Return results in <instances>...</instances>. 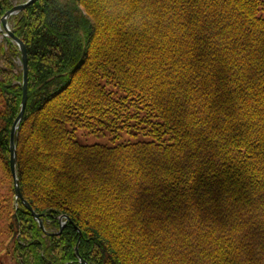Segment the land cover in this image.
Wrapping results in <instances>:
<instances>
[{
	"label": "trees",
	"instance_id": "1",
	"mask_svg": "<svg viewBox=\"0 0 264 264\" xmlns=\"http://www.w3.org/2000/svg\"><path fill=\"white\" fill-rule=\"evenodd\" d=\"M26 1L0 0V264H264V0L10 18L28 53L17 176L44 230L10 169L23 64L1 20Z\"/></svg>",
	"mask_w": 264,
	"mask_h": 264
},
{
	"label": "water",
	"instance_id": "2",
	"mask_svg": "<svg viewBox=\"0 0 264 264\" xmlns=\"http://www.w3.org/2000/svg\"><path fill=\"white\" fill-rule=\"evenodd\" d=\"M36 0H27L25 3L16 5L12 10L7 12L5 16L1 20V26H2V31L4 32V36L10 38L20 49L21 52V57H22V64H23V98H22V106H21V111L19 116L17 117L12 131H11V138H10V169L11 173L13 176V181H14V189L16 193V200L17 201H22V203L25 205V207L32 213L33 217L35 220L39 223L40 227L42 230H44V224L41 220L40 215L36 214L34 209L30 206V204L24 199L21 188H20V183L18 180L17 176V160H16V134L19 129V126L23 120L26 108H27V102H28V53H27V48L26 45L19 39L17 38L14 33L11 31L9 20L12 16L19 14L21 11H23L27 6L30 4L34 3ZM65 226V222H61V229L60 232H62L63 227ZM53 235H58L53 234ZM77 256L81 259V264H88L85 260H83L79 253L78 249H76Z\"/></svg>",
	"mask_w": 264,
	"mask_h": 264
},
{
	"label": "rangeland",
	"instance_id": "3",
	"mask_svg": "<svg viewBox=\"0 0 264 264\" xmlns=\"http://www.w3.org/2000/svg\"><path fill=\"white\" fill-rule=\"evenodd\" d=\"M81 133L83 134V137H82L83 140H87V138L89 141H95L96 140L93 137L89 138L90 136H87L88 133H86V132H81ZM6 191H7V189L5 188V186L0 187V195H6L7 194ZM2 229H3V220L0 219V230H2ZM1 242H2V237H0V249H1Z\"/></svg>",
	"mask_w": 264,
	"mask_h": 264
}]
</instances>
